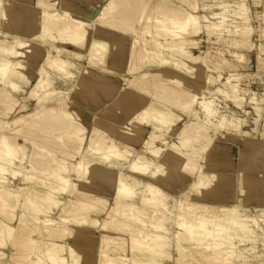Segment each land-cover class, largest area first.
<instances>
[{
  "label": "bare ground",
  "instance_id": "obj_1",
  "mask_svg": "<svg viewBox=\"0 0 264 264\" xmlns=\"http://www.w3.org/2000/svg\"><path fill=\"white\" fill-rule=\"evenodd\" d=\"M200 1L48 0L42 9L41 0H0V140L17 149L0 162V264H257L264 132L245 140L239 171L231 155L208 157L224 150L213 126L245 122L218 117L215 97L242 106L245 94L234 75L209 91L231 66L193 51L231 16L243 25L235 45L251 48L250 10L245 0ZM262 100L250 96L259 118Z\"/></svg>",
  "mask_w": 264,
  "mask_h": 264
},
{
  "label": "rangeland",
  "instance_id": "obj_2",
  "mask_svg": "<svg viewBox=\"0 0 264 264\" xmlns=\"http://www.w3.org/2000/svg\"><path fill=\"white\" fill-rule=\"evenodd\" d=\"M216 1L217 0H201L200 4L201 5L213 4ZM245 1L249 6V10H250L249 13L251 17L250 24L252 27V32L250 34V39H249L251 48L246 49L235 45L234 39L236 38V35L234 34V30L241 28L243 25L241 24L242 20L239 17L231 16L229 18V25L226 28H224L222 31L218 32L217 34L212 35V37H208L206 33H203L199 40L200 41L199 44L196 45L195 46L196 48L193 49V51L197 54L205 55L208 53L209 59L213 63H221L224 61L231 66L230 68L221 71L222 73L220 79L221 81L218 80L216 81L217 82L216 84L209 85L208 86L209 91L210 90L215 91L216 89L222 86L221 85L222 81L226 80L227 77L234 75L232 78L236 83L239 84V87L241 88V93L245 94V99L242 106H237L236 103H234L230 99L224 98L222 94H218L214 100V106L218 110V117L223 115L229 118H231L233 115L240 117L242 120L245 121L241 129L235 130L230 127H221V126H213L210 129V134L214 135L215 146L218 147L222 146L224 150H222L221 147L218 150L214 149L211 151V153H209L208 157H210V155L212 154L217 155L218 156L217 160L220 159L222 161L221 158L224 157L223 160H225L226 155L227 157L228 156L230 157L231 155V161H232L231 164H233L236 167L237 171H239L242 167L241 160L239 159V152L241 149L245 148V140L248 137H254V136L257 140H261L262 133L264 132V2H262V0H245ZM214 9L218 10L219 8L215 7ZM202 14L213 17L211 11H205V12L203 11ZM238 51L239 52L243 51L246 53L245 60L243 62H239L237 57L235 56L236 52ZM234 65L237 66L234 67ZM207 73L208 74L213 73L214 76H219V71L207 72ZM253 93H256L259 96L263 95V100L261 102V106L263 107V113H262L263 116H261L260 118L257 116V113L254 108L255 106L250 101V96ZM208 94L209 92L206 91V95ZM25 103L26 105H28L27 110H30V108L34 107L33 102H28L27 100L25 101ZM195 109L200 110V105L199 104L195 105ZM20 112L22 111L20 110L19 114ZM177 113L179 115L180 114L182 115V111H178ZM183 117L185 120L179 122V124L175 127V131L180 130L184 122L189 119L188 117H186V115H184ZM256 119L258 121H256ZM86 121L88 123L90 119ZM146 128H147V132L143 135V139L149 135L148 131L151 132L150 127H146ZM175 131H173L174 132L173 135L167 136L168 140L170 141L178 140V135L176 133L177 131L176 132ZM245 131L246 133H244ZM142 142L143 141L138 143V141L135 140L134 138H128V142L126 139L124 144H128L129 146H132L136 149H141ZM158 144L163 145V142L160 141L158 142ZM215 151L217 154H214ZM207 160H205V162H210L209 159ZM193 179L194 177L191 178L190 180ZM11 181L13 184H19L21 180L18 178L15 180L11 179ZM110 198L111 200L113 199L112 196ZM171 201L173 202L174 199L171 198ZM211 202L212 201H209L207 205H209ZM202 205H203L202 207L204 208L206 203L203 202ZM215 206L216 205H213V207ZM250 208L254 213L256 212V214H258L262 210V208L258 205V203L255 202L251 203ZM257 246H258L257 250H259V252L263 254L262 257H264V251H262L264 250V243H261L259 241ZM171 252L174 255V253H176L175 248H171ZM261 258H259V260L258 259L256 260L257 264H261ZM171 259L166 260V264H177L176 261Z\"/></svg>",
  "mask_w": 264,
  "mask_h": 264
},
{
  "label": "snow or ice",
  "instance_id": "obj_3",
  "mask_svg": "<svg viewBox=\"0 0 264 264\" xmlns=\"http://www.w3.org/2000/svg\"><path fill=\"white\" fill-rule=\"evenodd\" d=\"M262 2H264V0H262ZM39 7L42 8V9H48L50 7H53V3H49L48 0H41V3L39 5ZM217 7L223 8V9H225L227 11L228 9H231V8H243L244 5H242V4L232 5V4L220 3V4L217 5ZM193 22L194 21L191 18L188 19V23L189 24H191ZM195 23L198 24L199 22L196 21ZM175 27L180 29L181 31L185 30V26H182L179 23H176ZM21 47H23V45H21ZM146 116H147V113H143L140 116H138L137 119H139V120H141L143 122H146ZM18 150L22 151L23 149H18ZM16 151H17V149H14L9 144L7 139L0 140V162L3 161L5 156H7V157H9L11 159H15L16 158V155H15ZM176 151H177V155L182 157L181 166L183 167L184 171H188V168L191 165L192 161L188 160V158L185 156V153L183 151H181L180 149L176 150ZM105 159H107V157H105ZM186 161H187V163H186ZM132 170L133 171H138L139 169L136 168V167H133ZM3 171H4V169L2 167H0V173H2ZM121 191H126V189L124 188L122 179H121ZM128 194L131 195V193H128ZM231 214L232 215H236L237 211L233 210V212ZM259 219H260L261 223L264 224V213L261 214ZM180 227L185 228L186 225L181 224ZM258 227H259V225H258ZM201 228H203V225H201ZM260 231H261V233H264V227H260ZM191 234L193 236V242H196V240H195V237H196L195 230H193V232ZM260 242L264 243V235L261 236ZM218 246H223V245H218ZM262 251H264V250H262ZM245 264H246V262H245ZM261 264H264V257L261 258Z\"/></svg>",
  "mask_w": 264,
  "mask_h": 264
}]
</instances>
